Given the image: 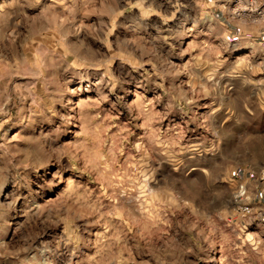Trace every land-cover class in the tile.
Instances as JSON below:
<instances>
[{
	"label": "rangeland",
	"instance_id": "obj_1",
	"mask_svg": "<svg viewBox=\"0 0 264 264\" xmlns=\"http://www.w3.org/2000/svg\"><path fill=\"white\" fill-rule=\"evenodd\" d=\"M224 1L0 0V264H264V14Z\"/></svg>",
	"mask_w": 264,
	"mask_h": 264
},
{
	"label": "built area",
	"instance_id": "obj_2",
	"mask_svg": "<svg viewBox=\"0 0 264 264\" xmlns=\"http://www.w3.org/2000/svg\"><path fill=\"white\" fill-rule=\"evenodd\" d=\"M221 1V0H219ZM262 2H259V5L248 7L244 3V0H225L224 2H227L229 4H233L232 8L227 11V15L231 18H238L241 19L246 15L250 16V12L254 11L256 14H264V0H261ZM264 190V189H263ZM243 211L248 212L249 209L247 207H243Z\"/></svg>",
	"mask_w": 264,
	"mask_h": 264
},
{
	"label": "crops",
	"instance_id": "obj_3",
	"mask_svg": "<svg viewBox=\"0 0 264 264\" xmlns=\"http://www.w3.org/2000/svg\"><path fill=\"white\" fill-rule=\"evenodd\" d=\"M217 1V0H216ZM245 1V0H244ZM257 1V0H256ZM255 1V2H256ZM262 2V1H261ZM215 16H216V18H222V20H228V19H230V17L227 15V12L225 11V10H221V9H218L217 11H215L214 13H213ZM239 28V30H238V32L239 33H241L243 30H242V28L241 27H238ZM259 34L260 35H264V28H261L260 30H259Z\"/></svg>",
	"mask_w": 264,
	"mask_h": 264
}]
</instances>
